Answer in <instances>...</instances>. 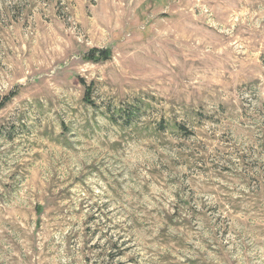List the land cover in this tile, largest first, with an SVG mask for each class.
<instances>
[{"label": "rangeland", "instance_id": "1", "mask_svg": "<svg viewBox=\"0 0 264 264\" xmlns=\"http://www.w3.org/2000/svg\"><path fill=\"white\" fill-rule=\"evenodd\" d=\"M0 264H264V0H0Z\"/></svg>", "mask_w": 264, "mask_h": 264}, {"label": "trees", "instance_id": "2", "mask_svg": "<svg viewBox=\"0 0 264 264\" xmlns=\"http://www.w3.org/2000/svg\"><path fill=\"white\" fill-rule=\"evenodd\" d=\"M95 51H90L85 57L84 59L87 60L88 62H103V61H107L111 54L109 50H102V51H98V56L96 57V55L94 54Z\"/></svg>", "mask_w": 264, "mask_h": 264}]
</instances>
